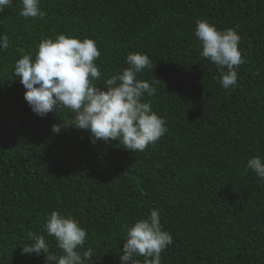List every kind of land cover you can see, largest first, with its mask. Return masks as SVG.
<instances>
[{"label": "trees", "instance_id": "1", "mask_svg": "<svg viewBox=\"0 0 264 264\" xmlns=\"http://www.w3.org/2000/svg\"><path fill=\"white\" fill-rule=\"evenodd\" d=\"M21 7L12 0L0 12V35L9 37L0 51V264L60 254L44 230L52 211L86 230L87 264H121L126 228L154 209L173 236L161 264H264V181L246 168L264 157V0H40L42 19L24 18ZM198 19L240 36L234 88L199 55ZM57 34L95 41L99 87L127 67L129 53L147 54L152 66L138 78L160 81L144 99L167 132L131 152L118 140L93 144L71 126L70 111L34 114L15 61L34 59ZM30 234L45 236L48 253L22 254Z\"/></svg>", "mask_w": 264, "mask_h": 264}, {"label": "clouds", "instance_id": "2", "mask_svg": "<svg viewBox=\"0 0 264 264\" xmlns=\"http://www.w3.org/2000/svg\"><path fill=\"white\" fill-rule=\"evenodd\" d=\"M12 0H0V12ZM20 15L24 18H43L40 0H20ZM194 36L199 42L202 58L214 64L219 71V83L224 89L237 86L239 65L244 63L239 50L240 36L234 29L218 30L206 20L198 19ZM9 47V37L0 35V51ZM95 41L57 34L55 39L41 40L35 57L23 55L15 61L14 75L26 89L24 99L31 111L43 118L55 110L74 113V126L90 133V141L118 140L131 152H143L166 132L165 121L153 111L151 100L160 83L155 78L145 81L139 74L152 66L147 54L129 53L127 67L104 80L102 87L96 81L103 74L95 61L100 57ZM62 125L54 124L58 134ZM247 169L264 181V157L257 155L247 161ZM44 230L55 238L60 254H48L46 264H87L93 256L88 248L81 254L87 239L86 230L72 215L52 211ZM31 243L22 254L40 256L48 253L45 236L30 234ZM121 264H140L134 257L143 256V264H161V253L173 243V236L164 230L159 209L150 210L146 218L136 220L126 228ZM45 256V255H44Z\"/></svg>", "mask_w": 264, "mask_h": 264}]
</instances>
